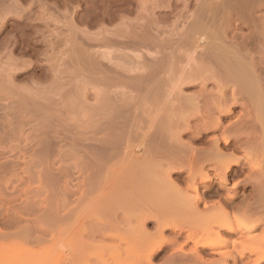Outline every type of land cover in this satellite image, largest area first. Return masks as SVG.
I'll use <instances>...</instances> for the list:
<instances>
[{
  "label": "rangeland",
  "instance_id": "1",
  "mask_svg": "<svg viewBox=\"0 0 264 264\" xmlns=\"http://www.w3.org/2000/svg\"><path fill=\"white\" fill-rule=\"evenodd\" d=\"M252 1L0 0V81L3 82H0V264H64L62 255L67 256L70 245L76 244L78 250L74 252L70 264H117L122 253L127 261L135 260L137 264H210L212 260L224 264L228 254H236L237 261L227 258V264H253L256 258L264 254V200L257 203L259 206L253 205L257 207L258 213L261 212L260 215L248 216L243 206L236 211L233 206L225 203L224 198L238 179L244 182L239 189L240 195L235 201L236 204H246L241 201L249 200L253 192L264 197V185L256 191L250 181L261 177L264 172V147L255 149L257 141H260L257 139L244 140L245 149L236 151V157H246L245 173L240 177H231L227 189H222L218 196L207 193L203 185L198 190L200 194L206 193L204 201L215 204L217 208L210 216L212 221L227 218L233 222L235 220L236 226L241 221H246L250 228L229 232L216 226L220 230V236L215 252L209 248L196 249L195 240L202 235L201 229L205 226V221L203 223L202 220V224L197 217L189 216V208L185 200L182 201L181 192L188 185L185 180L188 177L187 169L180 168L182 175L176 174L177 169L172 170L169 175L167 167L161 164L172 151L169 138V124L172 119L168 113L172 105L170 106L169 95H183H178L180 102H186L181 97L201 93L203 85L190 83L197 86H187L176 83L174 86L175 82H172L174 76L178 75L174 80L179 76L182 79L196 64L195 59H188L191 56L189 46L185 45L178 52L181 54L180 58L184 59L180 61L179 58L178 67L171 73V48L159 53L156 52L158 48L154 43L151 44V41L170 37L169 34L178 37L175 32L185 31L192 17L198 13H204L203 19L204 16L217 13L216 32L226 35L227 39H231L235 33L242 34L241 37L245 35L243 42L254 50L259 47V50L264 44H258L259 39L251 33L253 27L255 29L259 25L258 28L262 29L264 25V1L261 6L257 2H253L254 5ZM250 7L255 10L259 20L254 22L251 19ZM50 14L53 15V20ZM199 18L203 20L202 17ZM131 28L138 30L140 36H133ZM156 29H160L159 34ZM123 34L135 37L129 38L132 41L146 39L150 47L143 45L140 39L138 41L141 45L139 43L133 46L130 42V45L126 44L129 39ZM121 38L126 42L115 45L109 41H121ZM198 38L197 49L201 50L210 38L205 39V35ZM120 50L125 51L131 60H127L125 55L126 68H133L132 63L135 60L141 59L148 63L149 68L144 71L146 75L139 77L141 70L125 72L124 83L111 86L112 91L109 89L107 93V87L103 88L102 84L101 88L99 85L95 88L88 80V63L93 59L102 60V52L115 54L114 51L121 52ZM156 57L162 62L158 63ZM114 60L119 62L118 58ZM111 76L108 73L106 78L110 79ZM80 83L82 84L79 85ZM221 83L231 95L232 83ZM218 86L220 85L215 81H210L206 88L209 93L206 95L212 92L216 95L221 87ZM92 87L97 91L99 89V92L103 89L99 96L104 97L101 98L104 101L101 109L93 107L98 99L93 97L96 90ZM113 90L124 93L120 98L125 99H120L115 104L116 100L111 99L114 97ZM171 91L174 93L169 94ZM201 102L199 107L203 110L206 103L203 100ZM253 102L250 99L246 101L251 107ZM118 105L120 106L117 111ZM238 105L234 117L226 120V124L232 122L234 129L254 130L259 134L264 125L252 117L257 112L245 106V114L252 111L253 115L250 114L252 118L245 117L243 120L246 110L241 104ZM121 106L126 112L121 110ZM253 107L255 108V103ZM187 108L188 115L190 114L186 121L188 129L196 128L202 123V117L198 111ZM99 112L105 116V129L94 134L93 127L98 125L101 117ZM110 112H113L112 115ZM259 113L263 114L261 111ZM92 118L94 121H91ZM177 122V125L184 124L181 120ZM214 133L210 132L204 137L207 144L185 135L182 141L189 147L184 148L187 152L191 147L208 148V144L217 134ZM99 139H103L107 146L97 148ZM180 147L178 145V150L174 153L182 152L183 147ZM236 168L234 166L233 169ZM213 187L214 190L219 187L217 179L214 180ZM186 191L190 192L188 189ZM191 194L196 193L191 191ZM204 201L198 205L201 210L205 209ZM220 202L228 209L225 210L229 212L228 215L219 208L222 206ZM179 212H185L187 218L182 213L183 216L179 215ZM147 213L145 220L144 214ZM158 214L165 216L164 220L171 224L163 233L170 243L152 257H148V248L152 241L161 240L160 232L156 230ZM155 215L157 219L154 218ZM190 235L193 237L189 239ZM253 245L259 248L258 252H250ZM242 250L247 254L244 259L237 256ZM259 264H264V260Z\"/></svg>",
  "mask_w": 264,
  "mask_h": 264
},
{
  "label": "bare ground",
  "instance_id": "2",
  "mask_svg": "<svg viewBox=\"0 0 264 264\" xmlns=\"http://www.w3.org/2000/svg\"><path fill=\"white\" fill-rule=\"evenodd\" d=\"M147 1V0H146ZM153 1V0H152ZM227 1V0H226ZM264 0H262V2H260L259 0H253V2H257L259 4V6H261L260 4L263 3ZM40 2V1H39ZM223 2V0H222ZM20 3V2H19ZM143 3V2H142ZM152 3V2H151ZM255 3H253L255 5ZM9 4V3H8ZM230 4V3H229ZM251 4V3H250ZM68 5V4H67ZM150 5V4H149ZM158 5V4H156ZM155 5V6H156ZM228 5V4H227ZM9 6V5H8ZM264 6V5H263ZM12 7H14L12 5ZM40 7V6H39ZM254 7V6H252ZM257 7V6H256ZM4 8V7H3ZM18 8V7H17ZM251 8V7H250ZM9 9V8H8ZM48 9V8H47ZM56 9V8H55ZM155 9V8H154ZM256 9V8H255ZM58 10V9H57ZM197 10V9H196ZM252 10L250 12V17L251 19L255 22L256 19H258L255 10H253L252 8L250 9ZM9 11V10H8ZM6 11V12H8ZM226 11V10H225ZM43 12V11H42ZM199 12V11H198ZM45 13V12H44ZM58 13V12H57ZM223 13V12H222ZM226 13V12H225ZM231 13V12H230ZM240 13V12H239ZM42 14V13H41ZM40 14V16H41ZM60 14V13H59ZM142 14V13H141ZM140 14V16H142ZM204 13H198L196 15H194V17H192L193 19L191 20V23L188 26V28L183 31L182 33H178L175 32V35H177L178 37H174V35L169 34L170 37H166L161 39H158L157 41H151V44L154 43L153 45H155L158 50L156 52H162L163 50L167 49V48H171V55H172V60H170V66H169V70H171L170 72L172 73V71L174 72L176 70V66L177 62H179V58L181 56L180 50L181 48H185L186 46L190 47V50L187 49V51L189 50L191 52V56L188 57V59H195L196 63L194 65V67L188 71L186 73V75L181 79V78H177L176 80H174L176 77L174 76L172 79V82L174 81V86L176 83H181V85H187V86H195L196 84L199 85H203L201 87H203V90L201 91V93L198 94H194V95H190V96H185V97H181L182 100L184 98V101L186 99V102H180V98L179 96H183L178 94L176 96V94H173L174 92H170L169 94H173V95H169L170 97V106L172 105V109L168 112L170 113L169 116L172 120H170V134H169V138L171 141V153L166 156L165 159V163L162 162L161 166L164 165L167 167L168 170V174L170 175V173L172 172V170L177 169L178 171H176V174L178 175H182V170H184V168L187 169L186 172H188V177L185 179L186 182L184 181V183L188 184L186 188V190H190V192L188 193V191H184V189L182 187H180L181 189H183V191L181 192L182 194V201L185 200V203L187 204L186 206H188L189 210H187V214H189V216H195L197 217V219L202 223L205 221V226H203V228L201 229L202 231V235L198 236L199 238L198 241L195 240V244H196V249L198 248H209L212 251L215 252V247L219 244V236H220V230L216 229V226L218 228H222L225 229L229 232H235L238 229L240 230H247L250 228V224L247 223L246 221H241L239 223V220L236 218V220H238L237 226L236 224L233 222V220L230 219H222L219 220L217 222H214L210 219V216L213 214V212L217 209L215 204H210L208 201H204L206 198V193L200 194L199 193V188L200 185H203L204 188L207 189V193H210L211 195L214 196H218L220 195V191L222 189H227L228 183L231 180V177H240L243 173H245L244 171V164H245V159L246 157H236L235 153L236 151H240L245 147V143L244 140H252V139H257L260 141L258 142V145L255 146V149H260L262 147H264V128L260 131L259 134L255 133V131H245L241 129H237V128H233L232 127V122H230L229 124H226V120H230L232 117H234L235 115V108L237 107L238 104H241L243 107V109H245L246 111L243 114V120L245 117L248 118H254L256 121H260L263 125H264V49L263 48V44H264V25L262 26V29L258 28V26H255L252 28L253 31L251 34H254V37L256 39H259V42L261 43L262 48H260L258 50H254L252 47H248V45H246L242 40L243 37L242 34L240 35V33H235L234 36L231 37V39H227L226 35H222V33L220 32H216L215 30H217V13H212V15L210 16H203ZM237 14V13H236ZM46 15V14H45ZM51 15V14H50ZM147 15V14H145ZM208 15V14H207ZM48 16V15H47ZM119 16V15H118ZM241 16V15H240ZM263 16V15H262ZM5 17V16H4ZM51 19L53 20V15L50 16ZM126 17V16H125ZM147 17V16H146ZM191 17V16H190ZM199 17H202V21L200 20ZM207 17V18H206ZM230 17V16H229ZM62 18V17H61ZM121 18V17H120ZM183 18V17H182ZM206 18V19H205ZM260 18V16H259ZM149 19V18H148ZM147 19V20H148ZM162 19V18H161ZM181 19V18H180ZM188 19V18H187ZM222 19V18H221ZM250 19V18H249ZM263 19V18H261ZM260 19V21H261ZM259 20V19H258ZM58 21V20H57ZM52 22V21H51ZM123 22V21H122ZM174 21H172L173 23ZM251 22V21H250ZM58 23V22H57ZM74 23V22H73ZM72 23V24H73ZM98 23V22H97ZM118 23V22H117ZM126 23V22H125ZM147 24V23H146ZM187 24V23H186ZM216 24V25H215ZM257 24V23H256ZM40 25V24H39ZM116 25V24H115ZM119 25V24H118ZM132 24H130L131 27ZM154 25V24H153ZM158 25V24H156ZM177 25V24H176ZM45 26V25H44ZM140 25H138L139 27ZM261 26V25H260ZM46 27V26H45ZM102 27V26H101ZM137 27V26H136ZM185 27V26H184ZM216 27V28H215ZM48 28V27H46ZM106 29V27H104ZM114 28V27H113ZM119 28V27H118ZM129 28V26L127 27ZM135 28V27H134ZM142 29V27H140ZM153 28V27H152ZM157 28V27H156ZM159 28V27H158ZM40 29V28H38ZM59 29V28H58ZM62 29V28H61ZM126 29V28H125ZM124 29V30H125ZM130 29V28H129ZM140 29V30H141ZM79 30V28H78ZM121 30V29H120ZM177 30V29H176ZM179 30V29H178ZM48 31V30H47ZM56 31V30H55ZM60 31V30H59ZM76 31V30H75ZM130 31V30H129ZM134 32L133 36H140V33H138V30H135L131 28L130 32ZM157 33H160V29H156ZM171 31V30H170ZM180 31V30H179ZM39 32V31H38ZM43 32V31H42ZM79 32V31H78ZM127 32V31H126ZM251 32V31H250ZM82 33V31H81ZM95 33V32H93ZM98 33V32H96ZM122 33V32H121ZM156 33V34H157ZM167 33V32H166ZM177 33V34H176ZM38 34V33H37ZM53 34V33H52ZM57 34V33H56ZM131 34V33H129ZM139 34V35H138ZM225 34V33H224ZM55 35V34H54ZM98 35V34H97ZM101 35V34H100ZM104 35V34H103ZM106 35V34H105ZM124 35V34H123ZM122 35V36H123ZM205 35V39L210 38L208 43L203 46V48L201 50H198L197 48H199V45L197 44V40L199 39L198 37ZM233 35V34H232ZM67 36V35H66ZM125 36V35H124ZM132 36V35H131ZM129 36H125L128 37V39L131 37ZM132 36V38H133ZM59 37V36H58ZM92 37V36H91ZM123 37V38H125ZM184 37V38H183ZM48 38V37H47ZM108 38V37H107ZM157 38V37H156ZM197 38V39H196ZM204 38V37H203ZM135 39V37L133 38ZM138 39V38H137ZM140 39V38H139ZM138 39V40H139ZM44 40V39H43ZM58 40V39H57ZM89 40V39H88ZM130 40V41H129ZM126 41L122 40L121 41L118 39H110L109 41H111V43H114L115 45L126 42V44L132 43L133 46L139 44L140 42H142L143 45H148L149 46V42H147L148 40L146 39H140L141 41L139 42L138 40H133L129 39ZM47 41V40H46ZM57 42V41H55ZM71 42V41H70ZM130 42V43H129ZM255 42V41H254ZM69 43V41H68ZM148 43V44H147ZM257 43V42H256ZM53 44V43H52ZM51 44V45H52ZM70 44V43H69ZM50 45V44H49ZM125 45V44H124ZM127 45V46H129ZM141 45V43L139 44ZM142 45V46H143ZM72 46V45H71ZM69 47V46H68ZM67 47V48H68ZM73 47V46H72ZM75 47V46H74ZM137 47V46H136ZM188 47V48H189ZM53 48V47H51ZM64 48V47H63ZM54 49V48H53ZM60 49V48H59ZM47 50V49H46ZM101 50V49H100ZM116 50V49H115ZM119 50V49H118ZM131 50V49H130ZM137 50V49H136ZM142 50V49H141ZM184 50V49H183ZM68 51V50H67ZM72 51V50H71ZM121 51V50H120ZM186 51V50H185ZM87 52V51H86ZM98 52V51H97ZM125 52V51H124ZM123 51L121 52H117L114 51L115 54H113V52H111V54L113 56H111L110 53L108 52H102L101 54V58L102 60L99 59H93L91 62H89V73H88V80L89 83L91 82V84L95 87L96 85L100 86V84L103 85V88L107 87L105 90L108 93V90L110 89L111 86H120L118 84L120 83H124L123 82V76L126 74L125 72H129L130 71H137V70H141V74H138L139 77H143L146 75V71L145 69L149 68V64L147 65L145 61H141L140 60H135V58H132L135 60L134 63H132L134 65L133 68H126L127 66H125V62H126V58L127 57V53H124ZM129 52V51H128ZM131 52V51H130ZM133 52V51H132ZM165 52V51H164ZM11 53V52H10ZM51 53V52H50ZM63 53V52H62ZM61 53V54H62ZM94 53V52H93ZM96 53V52H95ZM183 53V52H182ZM186 53V52H185ZM60 54V53H59ZM135 54V53H133ZM184 54V53H183ZM56 55V54H55ZM90 55V54H89ZM126 55V58H125ZM129 55V54H128ZM186 54H184L185 56ZM188 55V52H187ZM63 56V55H62ZM65 56V55H64ZM80 56V54H79ZM95 57V56H94ZM166 57V56H165ZM169 57V55L167 56ZM47 58V57H46ZM55 58V57H54ZM59 58V56H58ZM97 58V57H96ZM114 58H118L119 62L115 61ZM131 58V59H132ZM162 58V57H161ZM186 58V57H185ZM2 59V58H1ZM62 59V58H61ZM107 60L105 62V60ZM149 58H147L148 60ZM157 62L161 61L158 57H156ZM184 59V58H180V61ZM9 60V59H8ZM121 60V62H120ZM133 60V61H134ZM154 60V59H153ZM168 60V59H167ZM51 61V60H50ZM60 61V60H59ZM84 61V60H83ZM150 61V60H149ZM28 62V61H27ZM53 62V61H52ZM131 62V60H130ZM162 62V61H161ZM169 62V61H168ZM54 63V62H53ZM56 63V62H55ZM63 63V62H62ZM86 63V62H85ZM111 63V64H110ZM156 64V61L154 62ZM159 63V62H158ZM193 63V62H192ZM6 64V63H5ZM17 64V63H16ZM4 65V64H3ZM15 65V64H14ZM57 65V63H56ZM66 65V64H65ZM86 65V64H85ZM129 65V64H128ZM167 65V64H166ZM7 66V65H6ZM12 66V65H10ZM17 66V65H16ZM68 66V65H67ZM158 66V65H157ZM156 66V67H157ZM191 67V66H190ZM160 68V67H159ZM159 68H156L159 69ZM6 69V68H4ZM155 69V68H154ZM179 69V68H178ZM62 70V69H61ZM60 70V71H61ZM64 70V69H63ZM149 70V69H148ZM85 71V70H84ZM145 71V72H144ZM160 70H158L159 72ZM162 71V70H161ZM180 71V70H179ZM64 72V71H63ZM157 72V74H158ZM186 72V71H184ZM112 74L111 78L108 80L106 78V75ZM153 73V72H152ZM169 73V71H168ZM167 73V74H168ZM72 74V73H71ZM128 74V73H127ZM151 74V73H149ZM156 74V73H155ZM183 74V73H182ZM5 75V74H4ZM10 75V74H9ZM132 75V74H131ZM148 75V74H147ZM184 75V74H183ZM137 76V75H136ZM149 77H152V75H148ZM147 76V77H148ZM173 76V75H172ZM191 76V77H190ZM46 77V76H45ZM10 78V77H9ZM34 78V77H33ZM57 78V77H56ZM87 78V77H86ZM171 78V76H170ZM4 79V78H3ZM74 79V78H73ZM78 79V78H77ZM128 79V78H127ZM136 79V78H135ZM6 80V78H5ZM38 80V79H37ZM52 80V79H51ZM58 80V79H57ZM146 80V79H145ZM215 81L216 84L220 85L218 87H220V89L218 90V93L216 95L210 93L208 95H206L207 91V85L210 81ZM9 81V80H8ZM7 81V82H8ZM54 81V80H53ZM77 83V80H75ZM143 81V79H142ZM149 81V80H148ZM157 81V80H156ZM230 82V85L232 83V92L231 95L230 93H228L224 86H222L221 82ZM2 82V81H0ZM6 82V81H4ZM48 82V80H47ZM3 83V82H2ZM60 83V82H59ZM147 83V82H146ZM190 83H196L195 85H191ZM225 83V84H227ZM6 84V83H5ZM61 84V83H60ZM82 83H80L79 85H81ZM127 84V81H126ZM163 84V83H161ZM31 85V84H30ZM51 85L53 86V84L51 83ZM77 85V84H76ZM102 85L100 86V88L102 87ZM33 86V85H32ZM64 86V85H62ZM173 86V87H174ZM180 87V85H178ZM177 86V87H178ZM197 86V85H196ZM226 86V85H225ZM228 86V85H227ZM73 87V85H72ZM92 87V88H94ZM172 87V86H171ZM172 87V88H173ZM182 87V86H181ZM3 88V87H1ZM43 88V87H42ZM94 88V89H95ZM175 88V87H174ZM7 89V88H6ZM22 89V88H21ZM63 89V87H62ZM93 89V90H94ZM182 89V88H181ZM92 90V89H91ZM96 90V89H95ZM103 89H99L98 91L96 90L95 92H93V97L95 99H98V102H96L95 105H93V107L95 109L97 108H103V103L104 101H102L101 98L104 97H99L102 95V91ZM111 90V89H110ZM180 91V89H177ZM2 91V90H1ZM105 91V92H106ZM112 91V90H111ZM114 91V90H113ZM176 91V90H175ZM212 91V89H211ZM27 92V91H26ZM41 92V91H40ZM110 92V91H109ZM198 92V91H197ZM76 93V91H75ZM104 93V91H103ZM113 93V92H112ZM122 93V92H121ZM119 91H114V97L111 98L113 100H116L114 102L115 104H117V102L125 98H120L122 96H124L122 93L121 94ZM134 93V92H133ZM185 93V92H183ZM209 93V92H208ZM42 94V93H41ZM73 94V93H72ZM71 94V95H72ZM78 94V93H76ZM84 94V93H83ZM193 94V93H192ZM3 95V93H2ZM12 95V94H11ZM47 95V94H46ZM55 95V94H54ZM53 95V96H54ZM70 95V94H69ZM70 95V96H71ZM121 95V96H120ZM22 96V95H21ZM48 96V95H47ZM81 96V95H80ZM111 96V95H110ZM6 97V96H5ZM135 97V96H134ZM4 98V96H3ZM12 98V97H11ZM33 98V97H32ZM31 98V99H32ZM76 98V97H75ZM78 98V97H77ZM110 98V97H109ZM1 99V98H0ZM38 99V98H37ZM56 99V98H55ZM72 99V98H71ZM110 99V100H111ZM250 99V101H254L253 102V106L255 103V108L257 110H255V108L252 106H248V104L250 103H246V101ZM84 100V99H83ZM90 100V99H89ZM118 100V101H117ZM179 101V103L177 104L176 102ZM188 100V102H187ZM204 101L206 103V105L204 106L203 110H200V102ZM16 101V100H15ZM31 101V100H30ZM63 101V100H61ZM73 101V100H72ZM7 102V101H6ZM46 102V101H45ZM71 102V101H70ZM83 102V101H82ZM124 102V101H123ZM48 103V102H47ZM84 103V102H83ZM107 103V102H106ZM122 103V102H121ZM178 105L176 106L175 105ZM202 103V102H201ZM5 104V103H4ZM28 104V103H27ZM33 104V103H32ZM102 104V105H101ZM30 105V104H29ZM65 105V104H63ZM128 105V104H127ZM79 106V105H78ZM85 106V105H84ZM92 106V105H91ZM116 106V105H114ZM120 105H118L116 108L118 111V107ZM239 106V105H238ZM251 107L254 109L255 112H257L256 116H252L253 114L250 112L249 114H245L247 113V109L246 107ZM49 107V106H48ZM74 107V106H73ZM122 107V106H121ZM193 108V110L198 111L197 113L200 114L201 118V122L199 124V126H197L196 128H191L188 129L189 125L186 122L188 120V116H190V114L188 115V108ZM17 108V107H16ZM55 108V107H54ZM70 108V107H69ZM92 108V107H91ZM100 108V109H101ZM170 108V107H169ZM3 109V108H2ZM11 109V108H10ZM29 109V108H28ZM83 109V107H82ZM93 109V108H92ZM121 109V108H119ZM129 109V108H128ZM188 109V110H187ZM77 110V109H76ZM86 110V109H85ZM90 110V109H89ZM123 110V107L122 109ZM192 110V109H191ZM252 110V109H251ZM101 111V110H100ZM124 112H126L125 110H123ZM129 111V110H128ZM263 112V114H260L259 112ZM57 112V111H56ZM77 112V111H76ZM95 112V111H94ZM254 112V113H255ZM25 113V112H24ZM67 113V112H66ZM90 113V112H89ZM100 113V112H99ZM111 113V112H110ZM113 113V112H112ZM112 113L110 115H112ZM58 114V113H57ZM88 114V113H87ZM101 117L99 118L98 121V125H94L93 127V131L94 134L100 131H103L105 128V116L102 115V113H100ZM104 114V111H103ZM123 114V113H122ZM129 114V113H128ZM242 114L240 116H242ZM252 114V115H250ZM29 115V114H28ZM42 115V113H41ZM91 115V114H90ZM94 115V114H93ZM80 116V115H79ZM114 116V115H113ZM121 116V115H120ZM194 116V115H193ZM252 116V117H251ZM92 117V115H91ZM122 118H124L123 116H121ZM192 117V116H191ZM26 118V117H25ZM46 118V117H45ZM93 118H96L95 116ZM92 118L91 121H94ZM116 118V117H114ZM97 119V118H96ZM107 119V118H106ZM112 119V118H111ZM190 119V117H189ZM8 120V119H7ZM183 121L184 124L181 125H177L178 122L177 121ZM242 120V119H241ZM97 121V120H96ZM233 121V120H232ZM177 122V124H176ZM189 122V121H188ZM4 123V122H3ZM176 124V125H175ZM261 124V125H262ZM124 126V125H123ZM196 126V125H195ZM11 127V126H10ZM239 127V126H238ZM248 129V128H247ZM255 129V128H254ZM252 130V129H251ZM12 131V130H11ZM119 131V130H117ZM5 132V131H4ZM115 132V131H114ZM167 132V131H166ZM167 132V133H168ZM210 132H215L217 133L211 140V143L208 144L209 146H207L208 148H202V149H194L191 147L190 145V149L189 152H187L188 150L184 148V146L186 148H188L189 146H187L183 141H182V137H184L185 135H190L191 137H193L194 140H198V141H204L205 144H207V140L204 139V137L206 135H208ZM258 132V131H257ZM11 133V132H9ZM214 133V134H215ZM123 134V133H121ZM155 134V133H154ZM233 136H232V135ZM117 135H119L117 133ZM146 136V135H145ZM105 137V136H104ZM125 137V136H124ZM107 138V137H106ZM1 139V138H0ZM5 140V139H4ZM184 140V139H183ZM85 141V140H84ZM99 143L96 146L97 148H103L105 147V143L103 139H99ZM116 141V140H115ZM150 141V140H149ZM154 141V140H153ZM254 141V140H253ZM246 142V141H245ZM250 143V142H249ZM83 144V143H81ZM181 146L182 148V152L179 151L180 155L178 153H174V151L178 150L177 146ZM107 146V145H106ZM180 147V148H181ZM151 148V147H150ZM176 148V149H174ZM245 149V148H244ZM248 149V148H247ZM154 150V149H153ZM112 154V153H111ZM110 154V155H111ZM249 158V157H248ZM142 163V161H141ZM158 163V162H157ZM234 166H237L236 169H233ZM181 168V169H180ZM166 169V168H165ZM180 169V170H179ZM263 171V170H262ZM165 172V171H163ZM252 172V171H251ZM166 173V172H165ZM261 173V172H260ZM264 173V172H263ZM262 173L261 177H256V179H252L250 180L251 183L254 185H252L253 187H256V191L257 188L261 187L264 185V174ZM248 174V172H247ZM251 175V174H250ZM167 176V175H166ZM165 176V177H166ZM248 176V175H247ZM250 177V176H249ZM170 178V177H169ZM251 178V177H250ZM253 178V176H252ZM199 179V180H198ZM217 179L219 181V187L214 190L213 187V183L214 180ZM169 180V179H167ZM178 180V179H177ZM182 181L184 180L181 179ZM248 180V179H246ZM172 182V181H171ZM174 182V181H173ZM244 181L241 179H238L236 182L233 183L232 185V190L231 192H228L225 194L226 200L225 203L229 206H233L234 209H241L242 206L245 208V212L248 214H256L258 215V210L257 207H253V205L257 204V203H261V201L264 200V197L262 195H260L259 193L257 195L252 194V198L249 200L246 199V201H241L243 203L246 204H236L235 201L238 198V196L240 195L239 189L242 185ZM247 182V181H246ZM176 184V183H175ZM250 185V186H251ZM179 186V185H178ZM174 187V186H173ZM175 188V187H174ZM179 189V188H178ZM176 190V188H175ZM259 190V189H258ZM192 192H195L196 194H191ZM179 192V191H178ZM262 193V192H261ZM180 194V193H179ZM209 195V194H207ZM175 201V199H173ZM179 200V199H178ZM181 200V199H180ZM177 201V198H176ZM201 201H204V206L205 209L201 210L199 209V203ZM178 202V201H177ZM181 203V202H180ZM213 203V202H212ZM173 204V203H172ZM182 204V203H181ZM219 204V203H218ZM221 204V202H220ZM179 205V204H178ZM222 205V204H221ZM220 205V206H221ZM177 206V205H176ZM257 206H259L257 204ZM261 206V205H260ZM221 210L225 212V214L227 213L228 215V211L226 212L225 207L222 205ZM239 211V210H238ZM163 213V212H162ZM161 213V214H162ZM182 213V212H181ZM180 212L178 213L179 215L181 214ZM185 213V212H184ZM182 213V214H184ZM157 214V213H156ZM160 214V215H161ZM181 214V216H183ZM186 214V213H185ZM184 214V215H185ZM219 214V213H218ZM224 213H222L223 215ZM144 219L146 220V217H148V213L144 214ZM151 215V213H150ZM159 215V214H158ZM159 215L158 218V232H160L159 235H161V240H158V242L156 241H152L150 247L148 248V257H152L153 255L156 254V252L159 249H162L163 247H165L168 243H170V240H168L167 238L164 237V230L167 229V227H169L171 224L170 222L168 223L166 220H164L165 216L162 215V217ZM260 215V214H259ZM249 216V215H248ZM253 216V215H252ZM168 217V215H167ZM173 217V216H172ZM177 217V216H176ZM186 217V215H185ZM238 217V216H237ZM245 217V216H244ZM154 218H156V215L154 216ZM175 218V217H174ZM187 218V217H186ZM231 218V217H230ZM157 219V218H156ZM188 222V221H187ZM172 223V222H171ZM202 223V224H203ZM171 227V226H170ZM169 227V228H170ZM176 227V226H174ZM157 228V227H156ZM199 229V230H200ZM196 231V230H195ZM199 233V232H198ZM197 233V234H198ZM191 234V233H190ZM163 235V236H162ZM192 235L189 236V239ZM193 237V236H192ZM191 237V238H192ZM163 238V239H162ZM172 239V238H171ZM172 243V242H171ZM174 243V242H173ZM218 243V244H217ZM77 246V244H76ZM75 245H70V253L65 256L62 255L61 258H63L64 264H70L71 260L73 259L74 256V252H76V247ZM182 245H180L181 247ZM81 249V248H80ZM82 250V249H81ZM259 248H257L256 246H251L250 247V252L251 253H255L258 252ZM80 252V251H79ZM220 252V251H219ZM84 253V252H83ZM196 253V252H193ZM198 253V252H197ZM78 254V253H76ZM123 254V253H122ZM119 256L118 262L117 264H133L136 263L133 260L127 261L126 258L123 257V255ZM222 254V253H221ZM100 255V254H99ZM125 255V254H124ZM195 255V254H194ZM236 255V254H235ZM234 254H228L225 257V261L227 262V258H233L234 261H237V258ZM246 251L242 252L240 251L239 254L237 256H239L241 259L246 258ZM65 256V257H64ZM225 256V255H224ZM199 258V257H198ZM223 258V257H222ZM249 258V257H248ZM172 259V258H171ZM222 260V259H221ZM264 260V254L262 256H259L258 258H256L253 262V264H259L260 262H262ZM175 261V260H174ZM184 261V260H183ZM217 260H212L209 263L210 264H218L216 262ZM66 262V263H65ZM176 262V261H175ZM189 262V261H188ZM226 262H224V264H227ZM245 262V261H244ZM192 263V262H191ZM197 263V262H196ZM9 264V263H8ZM137 264V263H136ZM184 264V263H183ZM190 264V263H189Z\"/></svg>",
  "mask_w": 264,
  "mask_h": 264
}]
</instances>
